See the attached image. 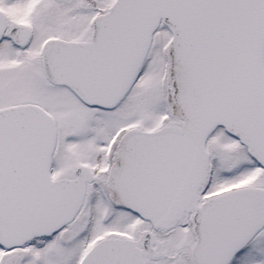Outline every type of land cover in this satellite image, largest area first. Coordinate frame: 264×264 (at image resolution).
<instances>
[{
    "label": "snow or ice",
    "instance_id": "1",
    "mask_svg": "<svg viewBox=\"0 0 264 264\" xmlns=\"http://www.w3.org/2000/svg\"><path fill=\"white\" fill-rule=\"evenodd\" d=\"M0 264H264V0H0Z\"/></svg>",
    "mask_w": 264,
    "mask_h": 264
}]
</instances>
